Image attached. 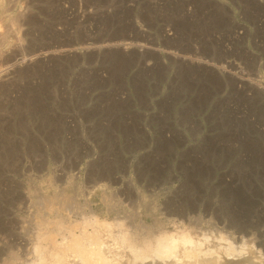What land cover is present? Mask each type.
I'll return each instance as SVG.
<instances>
[{"label":"rangeland","instance_id":"374dc122","mask_svg":"<svg viewBox=\"0 0 264 264\" xmlns=\"http://www.w3.org/2000/svg\"><path fill=\"white\" fill-rule=\"evenodd\" d=\"M260 3L0 0V251L28 258L40 219L82 213L147 226L192 217L234 236L241 224L262 243Z\"/></svg>","mask_w":264,"mask_h":264},{"label":"bare ground","instance_id":"6f19581e","mask_svg":"<svg viewBox=\"0 0 264 264\" xmlns=\"http://www.w3.org/2000/svg\"><path fill=\"white\" fill-rule=\"evenodd\" d=\"M250 1H252V0H250ZM255 3H257V2H255ZM250 4H251V2H250ZM255 5H257V4H255ZM260 5H261V3H260ZM261 6H258V7H260V9H261ZM263 7L264 6H262V8ZM22 15H24V13ZM3 19H8V18L6 16L0 15V20H3ZM11 19H13V18H11ZM26 19H27V17H26ZM11 21H13V20H11ZM8 35H9L8 32L0 30V45L3 43V41H5L7 39ZM114 36H116V35H114ZM17 38L18 37L16 36V39ZM164 38H167V37H164ZM113 39H114V37H113ZM19 41H21V40H19ZM165 41L166 40H164V43H165ZM168 41H170V40H168ZM173 41L174 40L172 38V42ZM149 42H151V41H149ZM176 42H177V40H176ZM137 44H139V43H137ZM182 45H184V44H182ZM108 46L111 47L110 45H108ZM102 48L104 49V47H102ZM116 48H119V46H117ZM129 48H131V47H129ZM105 49H107V47ZM73 50H76V49L75 48H73V49H71V48H69V49H63V48L57 49L56 48L55 49L54 48V50L52 49V50H46V51L39 52L37 54V57L36 56L35 57L37 59L39 57L42 60L45 57L47 58L48 56H51V55L54 56L55 54H68L69 52H72ZM224 50L228 52L227 48ZM120 51H118V52H120ZM124 51H126V49H124ZM134 51H136V50H134ZM14 52L17 53L16 51H14ZM109 52H111V50ZM112 52H115V51H112ZM122 52H123V50H122ZM89 53H87V54L89 55ZM91 53H92V51H91ZM146 53H148V52L146 51ZM115 54H119V53H115ZM155 55L156 54L154 53V56ZM183 55H185V54H183ZM58 56L61 57L63 55H61V56L58 55ZM249 56H250V54H249ZM67 57H69V55L65 56V58H67ZM93 57H94V55H93ZM155 57H157V56H155ZM20 58H21V60H24L25 55H22V56L20 55ZM48 58H50V57H48ZM51 58H52V56H51ZM51 58H50V60H51ZM69 58H72V56ZM152 58H153V56H152ZM190 58H192V57H190ZM158 59H159V57H158ZM44 60L46 61V59H44ZM141 60H142V58H141ZM195 60H196V58H195ZM156 65H157V63H156ZM158 65H159V62H158ZM190 67L192 68V66H190ZM207 73H209V72H207ZM217 77H215V78H217ZM226 77H227V75L225 76V78ZM227 79H229V77ZM234 79H237V78H234ZM236 81H238V80H236ZM234 85H236V84H234ZM205 116L208 117V115H205ZM204 119H206V118H204ZM258 130H257V133H258ZM261 131L263 133V130H261ZM262 138H263V136H262ZM252 152L254 153V151H252ZM97 177L99 178V176H97ZM114 179H115V177H114ZM180 212H181V210H180ZM180 216H182V214L178 215V217H180ZM244 217H247V216H244ZM183 218H184V215H183ZM217 218H219V217H217ZM7 220H8V218L6 219V221ZM228 220H229V218H228ZM236 221H237V218H236ZM241 221H245V220H241ZM10 222H11V220H10ZM169 222H171L170 228L167 227ZM169 222H164V221L157 222V221H155V222H153V224L147 226L144 223H138V222H131L130 223V222H126V221L121 220V219H100L97 216H92V215L89 216V215H85L84 213H82L80 217H77L74 219H72V218H66V219L60 218V219H57L55 221H50V222L47 221L46 219L42 218L37 222L35 230L33 231V234L31 237V245L29 248L30 251L28 252L29 257L27 258V257L18 256L17 254H13V256H11L12 254L9 255V253L11 252L10 250H12V249L15 250L14 249L15 247L13 248V246H12V249L9 250L10 251L9 253H6L5 250L0 251V260H1L0 263L2 264V261H3L4 262L3 264H11L15 260H22L21 264H264V241H263L264 238L262 240L263 241L262 243H259V242H261L259 240L257 245H255L252 238L247 237L245 235L244 227L239 226V225H241V224H239L240 222H238V224H239L238 230L236 231L238 234L236 236L231 235L230 232L229 233L225 232L222 229L223 227L218 228L217 226H215L213 229L203 228L200 226V223L197 222L196 219L193 220L192 217H188L187 222L180 221V219L179 220L176 219L174 221H169ZM250 222H252V220ZM11 223H13V222H11ZM245 223H246V221H245ZM7 224L8 225H6V226L10 225L9 223H7ZM258 224H260V223H258ZM235 225H236V223L233 219L229 220V223H228L229 227H231V226L233 227ZM246 225H248V223ZM246 225H244V226H246ZM0 227H1V224H0ZM1 228L4 229L3 227H1ZM246 228H247V226H246ZM253 228H255V226ZM8 229H9V227H8ZM257 229H259V226ZM242 232H244V233H242ZM8 234L9 233H7V235ZM1 235L3 236V234H1ZM7 235L5 234V236H7ZM9 235H11V234H9ZM9 235L7 237H9ZM11 237H12V235H11ZM4 238H3V240H4ZM9 239H11V238H9ZM9 239L6 238L5 240H9ZM7 244H8V242H7ZM23 244L21 245L22 247H23ZM9 245H10V243H9ZM19 248H20V246H19ZM16 249H18V248H16ZM21 249H23V248H21ZM19 252L22 254L23 251H19Z\"/></svg>","mask_w":264,"mask_h":264}]
</instances>
